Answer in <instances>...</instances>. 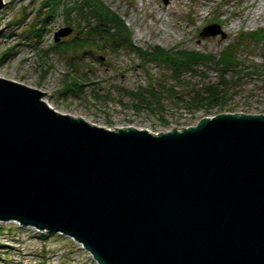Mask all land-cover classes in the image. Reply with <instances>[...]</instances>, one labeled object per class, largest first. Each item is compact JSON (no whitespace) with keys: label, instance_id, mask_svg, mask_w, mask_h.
<instances>
[{"label":"water","instance_id":"1","mask_svg":"<svg viewBox=\"0 0 264 264\" xmlns=\"http://www.w3.org/2000/svg\"><path fill=\"white\" fill-rule=\"evenodd\" d=\"M45 93L0 75V221L70 235L98 264H264V112L153 132Z\"/></svg>","mask_w":264,"mask_h":264},{"label":"rangeland","instance_id":"2","mask_svg":"<svg viewBox=\"0 0 264 264\" xmlns=\"http://www.w3.org/2000/svg\"><path fill=\"white\" fill-rule=\"evenodd\" d=\"M73 0H64L72 3ZM119 14L131 30L133 44L142 48H193L215 54L242 32L264 25V0H103ZM46 0H4L0 9V75L38 87L43 98L61 112L81 115L91 122L115 128L129 124L153 132L193 124L204 115L219 112H264V44L254 42L240 47V58L253 65L247 73L223 89L219 103L211 106L190 104L187 98L196 89L218 79L212 65L188 71L179 79L155 61L144 62L138 52L122 47L112 52L101 45L65 51L42 49L52 46L56 31L63 26L73 30L59 39L71 38L78 20L61 12L46 23L41 35L30 25L46 13ZM259 12L253 15V11ZM61 12V13H60ZM66 14V15H65ZM80 25L85 20H79ZM217 22L227 33L202 35L206 24ZM78 63L84 91H63L70 61ZM73 74L77 75L75 71ZM148 88V89H145ZM202 88V89H201ZM155 91L147 103L135 91ZM200 92V91H199ZM140 102V103H137ZM0 264H98L91 252L70 235L23 225L17 219L2 220ZM42 234H47L43 238Z\"/></svg>","mask_w":264,"mask_h":264},{"label":"trees","instance_id":"3","mask_svg":"<svg viewBox=\"0 0 264 264\" xmlns=\"http://www.w3.org/2000/svg\"><path fill=\"white\" fill-rule=\"evenodd\" d=\"M46 1V13L38 19L40 25L38 26L37 22H33L30 25V32H36V34L41 35L46 23L59 13L57 12L59 8H61L62 13L68 15V19L69 16L74 14L75 19L78 20V25H76L77 32L71 38L57 40L50 48L42 49L44 52L46 51L45 53L49 49L55 51H65L68 48L78 50V48L101 44V48L109 47L112 52H118L120 48L126 47L137 51L144 62L155 61L166 66L170 70V74L176 79H179L185 72L212 65L219 74L217 81L204 85L202 87L203 90L196 89L195 94L187 98L190 104H195L197 107L202 105L207 108V106H211L216 102L219 103L224 95L223 89L231 86L235 79L247 73L246 71L254 69L252 68L253 65L245 63L240 58L238 52L240 47L254 42L264 44L263 25L240 33L233 41L224 46L218 55L193 48L175 49L165 48L160 45L142 48L133 44L131 30L126 21L105 4L103 0H73L72 3H64V0ZM82 19L85 20V23L80 25L79 20ZM69 65L71 70L66 75H71L72 79H65L62 89L63 91L72 90L76 94H81L84 91V83L80 77L87 79V74L79 71L77 68L78 63L76 64V62L71 60ZM72 71H75L77 75L73 74ZM148 91H135L133 95L138 97L140 101H146L147 103L152 97L155 101H158L157 93L150 90L151 94L148 95ZM3 228V225H0V233ZM47 236V234H42L45 239Z\"/></svg>","mask_w":264,"mask_h":264},{"label":"bare ground","instance_id":"4","mask_svg":"<svg viewBox=\"0 0 264 264\" xmlns=\"http://www.w3.org/2000/svg\"><path fill=\"white\" fill-rule=\"evenodd\" d=\"M256 12H259V8L257 10H255V12L253 11V15L256 14ZM32 226V225H31ZM46 231V230H45ZM61 233V232H60Z\"/></svg>","mask_w":264,"mask_h":264}]
</instances>
